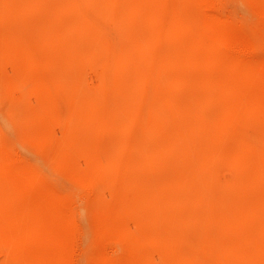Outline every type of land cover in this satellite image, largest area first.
Listing matches in <instances>:
<instances>
[{"label": "bare ground", "instance_id": "6f19581e", "mask_svg": "<svg viewBox=\"0 0 264 264\" xmlns=\"http://www.w3.org/2000/svg\"><path fill=\"white\" fill-rule=\"evenodd\" d=\"M262 27L264 0H0V264H264Z\"/></svg>", "mask_w": 264, "mask_h": 264}, {"label": "rangeland", "instance_id": "374dc122", "mask_svg": "<svg viewBox=\"0 0 264 264\" xmlns=\"http://www.w3.org/2000/svg\"><path fill=\"white\" fill-rule=\"evenodd\" d=\"M228 7H225L227 10ZM264 28V27H262ZM262 34L261 36H264V29L260 31ZM6 137L8 138V141L15 144L17 143L16 135L13 133L12 129L4 126ZM37 165L44 170L46 175L50 177L52 180L56 181L58 185L61 187V189L64 192L71 193L74 198L85 202L88 201L92 195V192L86 188L81 183H69L66 182L61 174L56 173L52 167L51 164L47 162V164L37 163ZM108 197V194L106 195ZM83 214L80 215L79 219L82 220ZM80 222V221H79Z\"/></svg>", "mask_w": 264, "mask_h": 264}]
</instances>
